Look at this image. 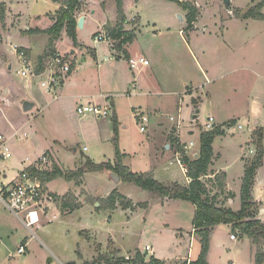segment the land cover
Masks as SVG:
<instances>
[{"label":"crops","instance_id":"crops-1","mask_svg":"<svg viewBox=\"0 0 264 264\" xmlns=\"http://www.w3.org/2000/svg\"><path fill=\"white\" fill-rule=\"evenodd\" d=\"M163 0H123V9L124 14L126 17V22L123 24V30L127 33H134L135 34V40L132 43H128L127 45L123 46L122 50H118L116 48L117 44L114 40H112L113 43H103V45H107V48H91L88 49L82 41L79 39V31L84 30L88 24H91L93 21H100L102 25V30L104 32V35L107 34L106 27L107 26H115L118 21V11H117V4L116 0H82L83 2V9L80 12H77L75 17L77 18L78 22L81 18H84V25L82 29H77V35H78V42L79 46L75 47L73 45L72 40L68 37L66 31L64 30L60 38L54 42V44L49 47V44L51 42V36L44 33H38L37 30L41 31H47L51 29L56 20V14L61 9V5L59 3H55L53 1L52 10L49 12H46L42 16H36V17H46L45 25L43 26H37L32 27L28 26L26 28H22L20 26L15 27V25L18 22V18L14 19V17H21V15H15L7 9V5L5 4V0H0V3L4 4L6 6V25L7 30L5 31V34L3 36V40L0 42H3V45H1V56H0V102H2V106L0 107V133L6 135L9 137V144L12 151V156L10 159L13 158V150H12V144L16 140L23 141L22 139L27 138V134H24L21 130L26 126V123H22L20 125L14 124L6 115L5 109L10 106L13 101V96L10 97L12 84L14 82V79L10 78L8 76V66L10 64V57L7 52L6 43L8 41L7 36L11 35L12 33H17L20 36L25 39V44L21 45H13L11 44L10 47L17 46L18 48L26 51V56L29 61L38 71V73L43 72L44 70V64L45 61L51 57L53 54H60L66 57L64 51L60 50L58 45L63 41V39L68 38L70 41L69 44L71 46V50L68 56L69 61L71 62V65L75 62V64H78L74 66V69L70 74H68L65 78L61 80V83L54 89V98L50 101V103H47L46 107H51L55 104L56 109L59 111H69L73 108L74 114L76 112L77 116H75V119H77V125L79 128L86 129V127H92L94 121H102L101 128H98L97 131L100 132L96 136V139H98V142L101 143L102 137L105 136V132H108L111 134L112 132V125L110 124V117H114L115 119H119V108L118 103L119 101H123L126 99H129L132 101L133 104H131V110L133 114L134 122L139 125L140 131L141 127L145 126V130L147 131V125L151 123L152 115L149 116V111L152 108V104L154 102H163L161 99H157L162 97V95H171V96H180L178 98V102L176 104L171 105L169 109L171 110L170 114V121L172 124H170L166 131H162V127H164V123L161 124L158 123L157 127L154 128L156 131L152 136L150 135V141L156 142L153 145L152 154L147 160H141L139 162H132V154L129 150H125L122 148V155H123V163H129L131 165H144V169L135 171L132 170V167L127 166L130 170L135 171L137 173H146L150 174L162 183L165 186H170L172 184H180L184 186H188L191 183V179L187 176V173H184L181 169V167L177 164V150L176 146L171 141V138H178L180 140V143L182 145H190L193 143L190 150L187 152L188 156H193L194 158H197L199 156L200 152V137L202 132L204 131H210L216 126H222L224 124V132L225 136L221 137L227 140L229 128L230 126L235 125L236 120L240 119L241 117H250L253 119L254 124L251 128L248 130L250 131V134H253L254 131L263 129L264 132V63H263V57L260 59V66L257 65L258 60L255 64L254 63H248V60L246 59V54L242 53L240 56L238 54L232 53L229 55L228 61L225 62V66L223 69V72L220 71V68L215 62H212L207 66V68H204V66H201L199 62V58L197 55L194 54L193 49H190L191 46H189V42L186 40V34H187V27L185 28L186 22V14L185 10L179 6L177 3L172 2H166L169 4H174L175 6L173 8L171 7H159V3ZM199 4V8H201L199 11V16L197 21L194 23V29L191 31L189 37L192 38V35H194L198 30V25L201 20H199V17H203L204 14L207 13L204 6L201 5L203 3L201 0H196ZM47 2V1H46ZM164 2V4H166ZM221 2H224V0L218 1V4L220 5ZM234 0H230L229 5H226L227 14L229 17H221L222 21L224 22L228 20L229 23L233 24H242V13L243 10L240 8L233 7ZM139 4H145L152 5V6H158L159 9H154L160 12V17H167V18H161L160 20H153L152 22L149 21L148 27H151V24H154V30L149 35H146L141 39V35H144V32H141V21L142 17L137 12H134V15H130V11L134 8H137ZM172 6V5H171ZM166 9V16L163 15L161 12V9ZM164 9V10H165ZM222 10V9H220ZM232 12V15L231 13ZM133 13V12H132ZM182 17L183 21L180 20L179 24V36L182 39L183 44L185 45V53H178L176 50L171 47L170 45L173 44V37L172 35H166L173 32L174 27H178L177 20L173 19L172 17ZM96 17H100L101 20H97ZM40 20V18H38ZM158 21H162L166 23V26L163 27V24L161 23L160 26H158ZM245 21V20H244ZM255 22V23H261L260 20L257 19H246L245 22ZM227 22V21H226ZM264 23V21L262 22ZM216 25V24H215ZM257 28V26L255 25ZM203 32L205 31V28H202ZM141 33V35H139ZM189 33V32H188ZM101 36V35H99ZM98 37V36H97ZM31 38L39 39L37 41H32ZM45 38V39H44ZM96 39V38H95ZM145 39V40H144ZM43 42L41 45V48L37 46V43ZM96 45H101L102 43H96ZM188 43V44H187ZM246 45V42L244 43ZM242 49V46L240 47V50ZM74 51V54L72 52ZM165 52H171L173 56H170L166 61L164 62V55ZM199 52L204 54L203 49H199ZM18 58V60L21 62L19 56L13 52ZM113 57V58H112ZM144 57L145 59L150 61L149 67H140L138 70H132L129 66V59L131 58H139ZM197 59V61H196ZM196 61V64L200 68L194 67V62ZM254 61V62H255ZM193 62V67L195 68V71L189 70V63ZM172 64V67L170 65ZM12 70V66L9 67V71ZM23 70V69H22ZM19 72V71H18ZM19 75V74H18ZM187 77L186 79L184 77ZM203 77L205 82L197 83L196 86H193L192 79L195 78L198 79L199 77ZM191 77V78H188ZM24 78V77H23ZM227 78L228 80V89L230 90V93H228V96L222 98L220 100L215 98V95H211L209 92H206L205 94H201V96L198 95V91L201 89V86L203 85L204 88H206L207 84H212L217 82L218 79ZM24 85L25 89L31 91L32 85L31 82H34L36 86L39 85L42 81L46 80V76H42L40 78V82H37L39 79H27L24 78ZM190 79V80H189ZM197 81V80H196ZM8 83L11 85L8 87ZM38 83V85H37ZM41 86V84H40ZM42 88V87H41ZM197 91V92H196ZM53 93V92H52ZM205 96V97H203ZM184 97L191 100V105L193 108L199 113L201 112V107L206 102L212 104V108L214 110L215 114H210L209 118H213L214 122L212 123L211 127L208 126L209 121L206 122L203 130L199 134V138L197 142L195 140H184V136L182 134V123L181 121V113L182 112V106L181 103L184 101ZM36 98H33V100H30L31 103H33V109L36 106ZM39 100V99H38ZM88 104L98 105L102 108H107L110 112L109 117L107 118H96L92 115H79L77 113V108L80 106H85ZM190 104H187L188 107H190ZM159 107V106H158ZM44 108V107H43ZM23 109V108H22ZM31 109V110H33ZM30 110V111H31ZM24 111V110H23ZM28 111V112H30ZM25 112V111H24ZM42 112V111H41ZM154 112L158 113V115H161L162 110L154 109ZM174 112V113H173ZM220 112H222V115L227 116V120L223 122H218L220 115ZM27 113V112H26ZM111 113H113L111 115ZM173 113V114H172ZM177 113V115H174ZM197 112V114H199ZM163 114V113H162ZM240 114H243V116H240ZM80 118H79V117ZM145 116L148 119V122L145 123V125L141 122V117ZM198 117V116H197ZM196 116L193 117V119H197ZM240 123L238 124V130H243V124L241 120H238ZM178 126L180 136L174 135V128L175 126ZM106 130H105V129ZM13 129L17 131V135L14 136ZM145 131V132H146ZM141 132V133H145ZM104 135H103V134ZM189 136L194 137L196 136L195 130H191L188 132ZM264 134V133H263ZM252 138V137H251ZM159 139V140H158ZM217 139V138H216ZM215 139V141H216ZM158 140V142L156 141ZM249 144V154L247 152H244L242 154V159L244 161H249L250 157L253 156L256 151L254 146L251 145V139L249 138L246 141V144ZM215 144V142H214ZM213 144V149H214ZM227 144H231L227 143ZM241 149L244 150V148L241 145ZM86 151V150H84ZM77 150L74 151V157L69 153V156L71 158V167H67L66 171H77L82 168L83 164L81 163V158L76 157ZM43 157L48 158V163L45 165L40 166V168L43 171H53L55 168H58L59 170L65 172L63 170V167L61 165L62 161L60 160L59 156L55 154L54 149L52 148L51 151L47 150L46 153H42L39 156L36 157V160H31L28 157H26L24 160H22L21 163H27V167L24 168L21 172L16 173L15 175H11L10 180L5 184L3 182L0 183V264H13L12 262L14 260L10 259V256L12 258V255L9 252H5V249H2L1 244L3 243L1 240L4 241V239L9 238L14 235V232L18 234L19 242L17 243V254L19 255V249L21 247L25 248V254L20 255L23 259L20 262V264H32V251L34 250L33 243L35 240H37V244L40 246V248H43L48 255H51L54 257V259L57 260L59 264H106L108 260H117L119 258H124L126 261H128L127 258L131 261L134 259L136 254L138 252H141L142 254L147 255V253H150L153 255L152 257L161 260L165 264H183L190 261H195L199 255V250L196 254V257L194 256V250H193V256H191L192 251V245L194 244V247L196 245V239L194 235V228L192 225V230L190 233H187L186 239L184 241L185 245L188 246V256L187 257H176L175 259V252L177 253V244H175V252L173 251L172 256L174 259H171L168 257L166 258H160L157 255L156 250H154V247L148 244L145 247V253L142 252L140 247L136 246L133 249L129 250L127 248L123 249L114 240V235L109 234V244L108 246H105L102 248V244H98L96 241V238H94V232H92L90 229L82 230L80 232V237H86L87 242L89 243L87 247L93 251L92 258L89 260H77L73 262H63L61 260V255L58 253V251L53 246L51 240L49 239L50 236L46 238L47 235H44V239L40 238L37 235V231L46 229L49 225L53 223H57L62 220H67V217H69L70 214L73 213V211H76L77 207L81 206L79 203L81 201V195L77 190H71V182H68L69 185L67 193L60 194L61 191L57 192L54 188V182H49L42 186L45 188V192L49 195L51 200L48 203V208L46 210V214L42 215V221L41 223L33 228L32 230L28 229L26 225L23 223L22 219L20 217H17L5 204V193L7 188L11 185V183L19 178L21 173L25 172L28 168H34L40 165V160ZM219 157H222V154H216L214 149V159L209 167L208 175L204 176L201 180L205 184L206 188L208 189V192L211 194L212 197H215V204L218 207L228 208L232 209L233 211L237 212L241 209L235 210L233 206L236 204L238 198L241 199V193L240 196L235 192L233 183L235 182L234 177L229 172L233 164H230L229 166L216 168V163ZM221 159V158H220ZM220 161V160H219ZM1 163V161H0ZM111 163V162H108ZM82 164V165H81ZM70 165V164H68ZM73 167V168H72ZM79 168V169H78ZM264 168V158H263V164L262 166L257 170L256 177H255V184L253 186V189L251 191L252 196V203L254 204V212L256 219L260 220L262 223H264V194L262 193V187L259 186V175L261 170ZM225 174L226 180H225V186L224 190L221 193L219 191V187L216 181V176ZM111 175H115L111 172ZM245 175V165H244V172L239 177L242 188V182L243 177ZM0 176L4 179H8L9 175L6 173H3L0 169ZM85 176V175H84ZM117 176V175H116ZM119 177V176H118ZM112 179V176H111ZM113 180V179H112ZM120 182H114L110 181L112 184L115 183V186H118L120 183H123L119 177ZM81 184H78V186L84 185V179L81 180ZM125 185V183H123ZM127 185V184H126ZM212 186L211 188L209 187ZM139 188V187H138ZM210 189L212 192H210ZM241 190V189H240ZM81 192L83 194V190L81 189ZM117 192L120 196V198L117 197L116 202V208H122L126 212L130 213H136L139 211L138 205L136 206L133 202V199H131L130 196L127 195V191L120 188H115L114 186H111V189L109 192H107L104 196H101V200L106 201L112 193ZM149 194V193H148ZM70 195V196H69ZM74 196V198H73ZM67 197V198H65ZM125 199L127 201H125ZM111 203V202H110ZM107 202V204L110 206L111 204ZM128 203H132L133 205L130 206ZM144 203V225L145 227L148 226V228H151L153 231H143L142 235L147 232H152V234H157L155 229L158 228H164L165 231L173 229L171 231L174 232L173 236H168L172 240L178 241L176 236V230L173 228L175 222L180 221L183 218V212L185 211V214H190L191 211L189 209L185 210L186 203L182 200H171L169 198H161L156 196L155 194H149V199L145 202H139ZM228 203V206H227ZM106 204V203H104ZM106 204V205H107ZM189 205H192L188 203ZM127 205V206H126ZM140 205V204H139ZM193 206L194 209V216H195V206ZM132 207V209L130 208ZM137 209L135 210V208ZM113 209V211L115 210ZM187 216V215H186ZM189 220V218L187 217ZM194 220V217H192ZM130 222V221H129ZM62 224V223H61ZM176 226V225H175ZM229 226L232 230V233L229 235V240L231 235L234 234L233 232V226ZM181 229H177V231ZM218 230V227L215 228V230L212 233L211 236V243H210V251L208 254V264L210 263V256L213 251V242L214 237L216 234V231ZM162 231V230H161ZM235 235L239 238H243L244 235L239 234L238 231H235ZM49 233V232H48ZM92 234V236H91ZM183 235V234H182ZM164 237V234L161 235ZM156 240V243L159 242V240ZM161 241V240H160ZM164 242L162 243H169L170 240H162ZM235 242V241H232ZM251 243V256H254L256 252L258 251V247L253 245L252 241ZM111 246V248H108ZM147 247L150 248V251H147ZM108 248V249H107ZM133 251V252H131ZM105 252L108 253L105 255ZM253 253V254H252ZM99 255V256H98ZM149 260V259H148ZM53 259L49 260V263H52ZM105 261V263H104ZM182 261V262H181ZM103 262V263H102ZM178 262V263H177ZM125 264H131L125 263Z\"/></svg>","mask_w":264,"mask_h":264},{"label":"rangeland","instance_id":"rangeland-1","mask_svg":"<svg viewBox=\"0 0 264 264\" xmlns=\"http://www.w3.org/2000/svg\"><path fill=\"white\" fill-rule=\"evenodd\" d=\"M51 1L52 0H5V4L7 5V9L12 11L13 14L21 15V17H14V19L18 18V22L15 27L20 26L22 28H26L27 25L32 27H40L43 26V24H46V17L36 16H42L46 12L52 10V8L54 7H52L53 2ZM165 1L167 2V0L161 1L158 4L159 7L173 8L175 6L174 4H169ZM201 1L203 2L201 3V5L204 6L205 9L207 8L206 11H208L206 14H204L203 17H199V20L201 21L198 25L197 32L192 35V38L188 35L191 33L190 30L188 31L189 33L187 32L186 34V40L189 42V46H191L190 49H193L194 54L198 56L201 66L207 68L209 64L215 62L220 68V71L223 72L225 62L228 61L229 55H231L232 53L238 54V56H240L242 53H245L248 63L255 64L257 62L255 60L257 59V65L259 66L261 65L260 59L261 57H263L262 61L264 63V23H262L264 20H260L261 23H255L252 21L245 22L247 18L242 17V24H239V22L238 24L229 23V19L226 20L227 22H224V20L222 21L221 17H229L226 12L227 7L224 2H221L219 5L218 1L220 0ZM164 2L166 4H164ZM262 3L263 7L261 8L260 12L264 15V0H234L233 7L242 9V14L244 15V13H246L248 10ZM159 7L139 4L137 8H134L130 11L131 16L134 15V12L138 11V13L136 14H139L142 17V21L140 24L142 30L141 32H144V35H141V33H139V35H141V39H143L144 36L152 33L154 30V24H151V27L147 28L149 21L152 22L153 20L167 18L160 17V12L157 11ZM164 9H161V13L166 16V9ZM198 9L200 10L201 8ZM185 14L187 15L186 11ZM38 18H40V20ZM96 18L97 20H101L100 17ZM172 18L178 21L177 24H175L176 22H174V26L178 25V27H174L172 33L166 34L168 36L172 35L173 37V44L170 46L180 54L185 53L186 47L183 44L178 32L180 19L175 16ZM161 23L163 24V27L166 26V23L162 21H158V26H160ZM255 25L257 26V28L255 27ZM7 27L8 26L6 25L5 20V22L1 24V40H3V36L5 34V31L7 30ZM186 27L187 24H185V28ZM202 28H205L204 32ZM102 29L103 28L100 21H93L91 22V24H88L84 30L79 31V39L88 49L95 47H99L101 49L107 48L108 44L103 45L102 43L101 45H96L94 43L97 36L104 35ZM7 39L8 41L6 43V48L10 57V64L7 68V73L10 78L14 79L10 93V97L13 96L14 103H12L5 109V113L14 124L20 125L22 123H26V126H24L21 131L24 134H27V138L25 140L22 139L23 141L16 140L15 142H13L12 159L0 160L1 171L9 175L8 179H4L0 176V183L3 182L6 184L10 180L11 175H15L16 173L21 172L24 168H26L27 163H21L22 160H24L26 157L31 160H36L37 156L44 152L46 153L47 150L51 151L52 153V148L54 149L57 157L59 156L61 161L62 159L64 160L62 161L61 165L65 172H68L66 171V168L68 166L71 167V158L69 156V153L74 157L75 150H77V155L75 156L81 158V163L83 164L81 168L83 170V175L80 181H70V189L73 191L77 190L81 195H83L81 196V201L79 203L81 206L77 207L76 211H73V213L70 214L69 217H67V220H62V224L59 221L58 225L57 223H53L44 230L39 229L37 231V235L42 239H44V235H47L46 238L48 237V235L50 236L49 239L51 240L58 253H60V257L63 262H73L82 260V258H84V260H89L92 258L93 251H91V249L87 247V245L89 244L87 242V238L80 237V232L87 229H92L91 231L94 232V238H96L98 244H102V248L108 246L109 234L111 233L114 235V240L117 245H119L123 249L127 248L128 251L131 249H133L134 251V248L138 246L140 247L142 252L145 253V247L150 244L154 247V250H156L157 255L160 258L168 259L169 257L171 259H174L172 254L173 251L175 252L174 249L176 246L174 245L177 244L176 248L178 252H175V259L177 256L187 257L188 246L185 245L184 241L187 236L186 234L190 233L192 230V217H194V209L192 205L188 204L189 202L186 203L185 210L189 209L191 213L185 214L184 211L183 218L180 221L173 223V228L176 230L175 232L176 236H178V241L174 239L172 240L168 237L174 235V232L171 231L173 229L165 231L164 228H158L154 231L157 234L147 232L142 235V232L144 230L153 231L151 230V228H148V226L145 227V207L143 206L144 203H139L148 200L149 194H151V192L138 188L135 184L125 183L124 185V182L120 183L118 186H115L114 182L117 181L114 179L113 175H111L110 171L103 170L98 172L92 170L91 167L88 168L87 166V162L89 160L95 165H102L108 162H111V164L114 165L116 161L115 139H117L118 141V146L121 153L122 148L130 151V153L132 154V162L147 160L152 154L153 145L156 143L149 140L150 135L153 138V134L159 130L154 129L157 127L159 122L161 124L164 123V127H162V131L164 132L166 131V128L170 124H172L170 119L172 120L174 119V117L170 118L171 110L169 109V107L176 104L180 96L162 95V97L157 98L163 100V102L159 101L152 104V108L150 109L151 111H149L148 113L149 116L152 115V120L151 123L147 125L148 129L145 133H141L139 125L136 123V121L134 122L131 110V104H133L132 101L126 99L117 102L120 114V116L118 117L119 119L117 120L114 117H110L109 121L112 125V132L111 134L105 132V136L102 137L103 141L99 143L98 139H96V136L100 134L97 129L101 128V120L98 122L94 121L92 127L89 126L86 127V129L82 130L77 125V119H75V116H77V114L76 112L74 114L73 108L71 110L69 109V111L62 112L56 109L55 104L51 107H46V104L50 103L52 98H54V91L53 93H50L44 88H41V83H39V85L37 83L38 86H36L34 82H31V91L25 89V79L18 75V71L23 69V65L18 60L17 56L12 53V49L10 47L11 44H25V39H23V37L17 33L8 35ZM39 39L34 40L33 38H31L33 42ZM69 42L70 41L68 40V38H64L63 41H61V43L58 45L60 50L67 53L65 54L67 58L69 56L70 50L72 49ZM245 42L246 45L244 44ZM42 43L43 42L37 43V46L41 48ZM1 45H3V42H0V56L2 53ZM241 46L242 49L240 50ZM199 49H203V55L201 52H199ZM163 55L165 57L164 62L166 61V63L168 58L170 56H173L171 52H165V54ZM196 61L194 62V65L193 62L188 64L190 65V71H195L194 67L200 68L197 66ZM75 65L77 67L78 64H75L74 62V66ZM170 65L172 67L171 63ZM10 66H12L11 71H9ZM184 78L186 79L187 77L185 76ZM191 79L193 86H196L197 83L203 84L205 82L202 76L198 79ZM40 81V79L37 80V82ZM7 86L10 87L11 85L8 83ZM206 92H209L211 95L216 94L215 98H220V100L228 96L230 90L228 89L227 78L218 79L217 82L210 85L207 84L206 88H204V86L202 85L201 89L198 91V95L201 96V94L203 95ZM33 98L37 99L35 101L37 107H35L30 112H24L22 109L23 103L30 102V100H33ZM184 98V101H182L181 103L182 112L180 110V119L182 118L181 121L183 120L181 129L182 134L185 135L183 138L186 141L195 140L197 142L199 134L203 130L206 122L209 121L210 114L216 115V113L212 108V104L206 102L200 108L201 112L197 114L196 108L194 109L190 104L192 99H188L186 97ZM187 104H190V107H188ZM154 109L162 110L163 114L160 113L161 115H158V113L154 112ZM112 114L113 113H111V115ZM174 115H177V113H175ZM194 116H198L197 119H193ZM240 116H243V114H240ZM218 117V122L227 120V116L222 115V112H220V115H218ZM238 120H241L244 127L243 130H238V124L240 123ZM238 120H236L235 125L230 126L227 140L221 138L223 136L217 137L214 144V149L217 155L222 154V157H219V159L217 160V169L233 164L229 172L235 179V182L233 183L234 190L238 194V196H240L241 182L239 177L241 176V174H243L245 165V161L242 159V154L244 152H247L249 154L248 147L250 146L248 143L246 144V141L250 138L251 145L254 146L255 151H257V147L253 144V134H250V131L248 130L253 126L254 120L250 117H241ZM115 123L118 126V130L116 132ZM221 127L224 128V124ZM191 130H195L196 136H189L188 132ZM174 131V135L176 137L180 136L177 125L175 126ZM158 140L156 141L158 142ZM230 142V145L227 144ZM241 145L246 149L242 150ZM254 155L249 156L250 160L253 159ZM190 157L193 156L191 155ZM126 163H123L122 159V164L126 165ZM127 166L132 167V170L135 171H139L145 168L144 165L140 164L137 166L127 163ZM111 176L114 180L113 184L110 182L113 181L111 179ZM82 179H84V185L81 187L78 186V184L82 183ZM53 181H55L54 189L57 192L61 191L60 194L65 195L69 188V185L67 184L69 181L65 180L64 178H57ZM119 182L120 180L118 181V183ZM111 186L120 189L125 188V191H127V195L130 196L131 199H133V202L136 206L138 205L139 211L136 213H130L124 211L122 208H117L113 211V209L108 204H102L100 202V198L110 191ZM259 186L262 187V193L264 194V168L261 170L259 175ZM209 187L211 188L212 186L209 185ZM81 189L83 190V194L81 192ZM210 192H212L211 189ZM208 195L211 197V194ZM125 201L127 200L125 199ZM129 204L130 203H128V205ZM240 207L241 199L238 198L233 208L235 210H238L240 209ZM130 208L132 209V207ZM136 209L137 207L135 208V210ZM187 217L189 218V220L187 219ZM178 228L181 229L182 232H180V230L177 231ZM233 232L234 234L236 233L234 229ZM230 233H232V230L229 226H218V230L216 231L215 237L213 239V251L210 256V263L256 264L255 256L254 259L253 255L251 256V239H249L248 236L244 235L243 238L238 239L237 237V240L235 242H232L229 240ZM162 234H164V237L161 236ZM17 237L18 234L14 232V235L11 236L10 239L6 238L4 239V241L1 240L3 242L1 244V247L2 249H5V252H9L12 255V258L10 256V259L14 260L12 262L13 264H20L23 259L20 255L17 254V243L19 242V239ZM154 239L159 240V242L156 243V240ZM167 239L170 240L169 243H162L164 242L162 240ZM37 242L38 241L35 240L33 243L34 250L32 251V264H59L53 256L48 255V253H46L43 248H40V246L38 245L39 243L37 244ZM108 248H111V246H109ZM193 250L194 256L196 257L198 250L200 251V245L198 244V242H196L195 247L194 244L192 245L191 256H189L190 258H192L193 256ZM258 250L264 251V247L260 245V247H258ZM107 254L108 253L105 252V255ZM146 256L148 260L153 255L147 253ZM50 259H53L52 263H49ZM174 263H176V261H174Z\"/></svg>","mask_w":264,"mask_h":264},{"label":"trees","instance_id":"trees-1","mask_svg":"<svg viewBox=\"0 0 264 264\" xmlns=\"http://www.w3.org/2000/svg\"><path fill=\"white\" fill-rule=\"evenodd\" d=\"M61 5V9L57 12L54 26L47 30H37L38 33H44L51 36V47L55 41L60 38L61 33L65 30L68 37L72 40L75 47L79 46L78 42V20L75 17L77 12L83 9L82 0H52ZM177 3L186 12L187 31H192L194 23L199 16L198 9L191 3H183L179 0H167ZM118 21L115 26H107L106 32L109 37L117 44L116 48L122 50L123 46L132 43L135 40L134 33H127L123 30V24L126 22L124 14L123 0H116ZM262 4L256 5L248 10L241 17L264 20V15L260 12ZM6 20V6L0 3V41H1V24ZM56 55V54H53ZM51 55V56H53ZM74 69V63L71 65V72ZM70 72V73H71ZM69 73V74H70ZM116 122V120H115ZM118 126L115 123V132ZM263 129L254 131L253 144L256 145L257 151L253 159L245 161V175L243 177L241 188V209L237 212L232 209L218 207L215 204V197H210V194L202 182V178L208 175L209 167L214 159L213 144L215 139L224 136L225 132L221 126H216L210 131H204L200 137V152L197 158L188 156L182 151V144L178 138H171V141L176 146L177 153H181L182 161L187 169V176L191 179L188 186L178 183L170 186H165L150 174L137 173L131 171L128 167L122 164L123 155L119 149L118 141L115 139L116 161L113 164L104 163L95 165L90 160L87 162L88 168L91 167L94 171L108 170L119 176L121 181L127 184H135L137 187L151 192L161 198H169L171 200H182L191 203L195 206L196 212L193 220V228L196 242L200 245V251L195 261H187L183 264H208V254L210 251L211 236L216 227L220 225H231L235 231L241 235H246L251 239L253 245L264 247V223L256 219L254 212V204L252 203L251 191L255 184L257 170L263 164L264 145H263ZM27 172L37 173L40 182L45 185L57 178H64L67 181L78 180L82 177L83 170L63 172L58 168L53 171L37 172L34 168H28ZM226 175L221 174L216 176V181L219 191L222 193L225 186ZM117 197L120 198L117 192L111 194L106 201H100L102 204L110 203L112 209L116 208ZM67 198V197H65ZM132 204V203H130ZM129 204V205H130ZM127 206V205H126ZM132 206V205H130ZM165 264L161 260L151 257L147 260V256L138 252L134 259L126 261L124 258L117 260H108L106 264ZM256 264H264V251L258 250L255 254Z\"/></svg>","mask_w":264,"mask_h":264},{"label":"built area","instance_id":"built-area-1","mask_svg":"<svg viewBox=\"0 0 264 264\" xmlns=\"http://www.w3.org/2000/svg\"><path fill=\"white\" fill-rule=\"evenodd\" d=\"M183 3H191L197 9L200 7L196 0H179ZM232 15V12H230ZM96 43H113L112 39L108 34L96 37ZM13 52H15L23 65V70H20L18 74L21 77L27 79H40L42 76H46V80L41 82V87L46 91L52 93L54 89L61 83V80L65 78L71 72V62L69 59L63 55L56 54L49 57L44 64V70L38 73L37 69L29 63L26 51L18 48L17 46L12 47ZM113 58V57H112ZM129 66L132 70H138L142 67H149L150 61L144 57L131 58L129 59ZM2 102H0V107ZM77 113L79 115H92L96 118H107L110 112L107 108H102L98 105L88 104L85 106H80L77 108ZM141 122L145 125L148 119L145 116L141 117ZM214 122L213 118H209L208 126L211 127ZM145 126L141 127V132H145ZM14 136L17 135V131L13 129ZM9 137L0 133V160H8L12 156L11 146L9 144ZM193 143L190 145H182V151L186 154L192 147ZM177 164L181 167L184 173H187L186 166L182 161L181 153H177ZM48 163V158L43 157L40 160V165L34 167L35 171L42 172L40 168L41 164L45 165ZM51 200L49 195L45 192V188L42 186L40 180L38 179L37 173L23 172L19 178L11 183L7 188L5 193V204L7 207L17 216L20 217L26 227L32 230L37 227L42 221V215L46 214L48 208V203ZM230 239L232 241L237 240L235 234L231 235ZM147 251L150 248L147 247ZM25 254V248L21 247L19 249V255ZM129 260V258H127Z\"/></svg>","mask_w":264,"mask_h":264},{"label":"water","instance_id":"water-1","mask_svg":"<svg viewBox=\"0 0 264 264\" xmlns=\"http://www.w3.org/2000/svg\"><path fill=\"white\" fill-rule=\"evenodd\" d=\"M224 2H225V4L226 5H229V3H230V0H224ZM179 19L181 20V21H183V18L182 17H179ZM84 21H85V19L84 18H81L80 20H79V23H78V28L79 29H82L83 28V25H84ZM72 54H74V51L72 52ZM33 103H31V102H24L23 103V110L25 111V112H28V111H30L31 109H33ZM198 113H199V111H197ZM197 117V116H196ZM113 177H114V179L118 182L119 181V177L118 176H116V175H113Z\"/></svg>","mask_w":264,"mask_h":264}]
</instances>
